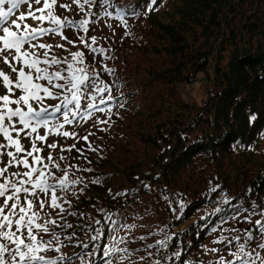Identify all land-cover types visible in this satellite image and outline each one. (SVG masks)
Wrapping results in <instances>:
<instances>
[{
    "label": "snow or ice",
    "instance_id": "snow-or-ice-1",
    "mask_svg": "<svg viewBox=\"0 0 264 264\" xmlns=\"http://www.w3.org/2000/svg\"><path fill=\"white\" fill-rule=\"evenodd\" d=\"M72 4L77 7L78 15L82 14L80 19L57 14L58 5L71 11ZM72 4L59 3V0H0V63L9 69L5 71L0 67V88L3 89L0 94V264H75V260L80 264H98L96 257L102 264H141L162 250L167 252L173 240L176 244L170 254L163 259H154L152 264H205L203 260L191 258L189 249L192 245L190 242L187 246L183 244L182 233H169L163 228L159 233L162 238L147 245V249L155 248L156 253L148 251L147 257L137 256L141 249H129L126 246L129 241L119 235L121 229L130 231L135 225L121 224L119 213L98 209L107 223L90 215L87 217L90 224L68 223V216L84 218L85 214L71 211L72 201L67 197L71 195L78 199L89 183L102 185L103 177L89 179L77 175L95 170L71 163L64 153L75 150L78 157L90 165L92 161L85 153L95 152L103 158V149L89 140L94 132L80 136L66 126L93 120L96 130L105 132L107 128L101 126H111L113 108L124 107L123 102L112 95L113 88L119 90L121 87L119 78L111 82L102 78V73L112 77L116 72L107 63L112 59L110 49L101 45L96 36L89 37L88 32L99 22L98 18H114L127 28V17L138 18L141 13L137 9L141 7L144 14L154 11L157 0H147L144 4L138 0L135 5L124 7H118L113 0H72ZM22 5H27L26 11H19ZM109 9H113L115 15ZM29 19L35 26L27 23ZM66 30L77 34L79 45L77 41L69 40ZM57 36L77 50L71 51L64 43L44 42L45 37ZM55 49H62L67 55L58 56ZM86 53L93 57L92 64L88 63ZM97 56L101 58L100 67L95 66ZM49 100L57 103L49 104ZM97 113L106 118L101 119ZM256 119L253 114L249 122L254 123ZM260 135L264 138V132ZM49 137L73 139L75 143L67 146L58 140L49 143ZM23 140H27L30 147H25ZM81 140L87 147H76ZM45 149L48 150L46 156L43 154ZM57 149L59 154L54 155ZM219 188L215 185L210 191L215 193ZM108 191L113 199L128 194L118 192L113 195L111 189ZM252 192V188L247 190L249 195ZM163 198L168 200L167 195ZM232 199L235 198L221 197L220 203L231 205L234 211L230 216L222 217L207 233H218L211 241L214 246L200 244L197 247L203 255L212 254L213 258L207 264H264V204L252 200L249 207H245L241 198L232 205ZM177 203L179 212L174 218L180 219L187 205L182 199ZM172 211L176 213L177 209ZM221 211L220 207L214 210L215 213ZM114 216L117 218L113 219ZM201 219L208 218L202 216ZM229 221H236L241 226L247 223L249 227L224 229L223 224ZM93 225L100 227L93 228ZM75 227L85 231L88 241L99 242L106 238L107 242L103 248L99 243L90 248L88 242L78 240L75 231L68 233V229ZM207 227V223L200 225L199 230ZM74 239L77 240L75 247L81 248L74 254L75 260L61 251L68 246L65 241L71 243ZM49 252L58 255L48 256ZM133 256H136L135 260Z\"/></svg>",
    "mask_w": 264,
    "mask_h": 264
},
{
    "label": "rangeland",
    "instance_id": "rangeland-1",
    "mask_svg": "<svg viewBox=\"0 0 264 264\" xmlns=\"http://www.w3.org/2000/svg\"><path fill=\"white\" fill-rule=\"evenodd\" d=\"M138 0H122V3L126 6L135 5ZM59 3L72 4V0H59ZM33 7H37L34 5ZM27 5H22L19 11H26ZM141 13V12H140ZM57 14L61 16H69L75 19H80L81 15H78L77 7L72 4L71 11H65L57 6ZM19 15V12L16 13ZM13 19L15 17H12ZM99 22L91 26L88 36H96L99 43L105 48L110 49L109 55L111 60L107 61L110 67L116 69L115 75L109 77L107 74L102 73V78L108 82L119 78V84L121 87L119 90L113 88L112 95L117 97L119 95L124 96V99H119L123 102L124 107L113 108V113L109 125H102L101 127L107 128L105 132H98L94 127V121L90 120L87 123L77 126H66L68 130L78 132L80 136L86 135L88 132H94L95 135L90 136L89 140L92 141L94 146H99L103 149L102 156L95 152H86L85 155L92 161L90 165L86 164L83 159L78 157V153L73 150L71 153L65 152L64 155L69 156L70 162L73 164H79L81 167H91L95 171L92 173H77V175H84L91 179L94 176H102L104 194L99 193L91 189V183L85 188L84 193L79 195L76 199L69 195L67 198L72 201L71 211L78 213H84V218L79 216H68V223L73 225H86L91 221L87 218L89 215L95 219L102 220L103 223H107L103 220L98 209H105L109 213H119V221L121 224H134L135 228L129 230L121 229L119 235L124 236L129 242L126 245L129 249H141L137 253V256L143 255L147 257V252L151 251L156 253V249H147V245L154 244L157 239L162 238L159 234L160 229H165L166 232L176 233L179 229H184L190 224L197 223L202 220V216L208 217L213 215L215 208L222 207L226 204H221V197L227 195L229 198H234L236 192L240 190L243 183L250 181L254 177L259 169L264 168V138L261 148L257 151V165L249 166L248 174L245 172L234 173L232 172L233 156H226L224 159L217 158L218 161H213L211 157L200 152L195 156L193 160V166L189 169L181 171L179 175L172 176L171 171L167 174L160 175V158L165 151L172 147V138L169 137V143L158 139V144L154 145L151 138L157 136L160 137L158 126L160 124H166L171 126L168 121L188 120L190 115H195L199 106H203L208 100L209 96L214 90V83L212 78H208V75L202 73L194 76L191 71L186 70L183 75L189 78V82L185 83H168L167 80H159L155 77V74L164 73L166 70L173 67L175 61L171 59L165 53H160L161 47L166 45L158 39L159 35L155 28L151 27L147 22L144 14L141 13L138 18L131 16L127 17L128 27L125 28L121 25L120 21L114 18H98ZM27 23L33 24L32 20H28ZM108 25H111L109 27ZM130 32V35L126 33ZM65 35L69 40L79 41L77 34L71 30H66ZM193 42V38L191 39ZM44 42L50 44L64 43L66 47L71 51H76L77 48L65 41L60 37H45ZM80 47H83L80 45ZM159 51V54L157 53ZM58 56H65L62 49H55ZM87 55V53H86ZM87 61L92 64L93 57L87 55ZM101 58L96 57L95 66L100 67ZM224 64V63H223ZM0 67H4L5 71H9L2 63ZM213 69V68H212ZM207 76V77H206ZM0 94H3V89L0 88ZM49 104H55L57 101H48ZM184 104L189 106L186 112L184 110ZM118 113V115L116 114ZM183 113V114H182ZM101 119L106 117L102 113H97ZM180 116L179 118H177ZM59 117V114H57ZM95 119V118H94ZM176 120V121H177ZM159 124V125H158ZM194 132H190L189 129L182 134V138H189V142H198L201 137V132L198 126L195 127ZM43 134V130H41ZM167 137V134H165ZM54 140H58L61 145H71L75 143L73 139L65 140L62 137H49V143ZM25 147H30L27 140L22 141ZM188 142V141H186ZM77 148L87 147L85 142L81 140L76 144ZM48 150L45 149L43 153L47 155ZM202 153V154H201ZM54 155L59 154V149L56 150ZM201 155V156H200ZM231 158V159H230ZM237 160V157L235 158ZM262 164V165H261ZM259 169H257V166ZM222 167V168H221ZM134 168V169H133ZM256 169V170H255ZM132 171H136L138 176L141 177L140 181H130L129 174ZM232 174L229 184L234 186H224V175ZM57 175H60L57 172ZM167 175V176H166ZM211 182V183H210ZM95 185V184H94ZM149 185V187H145ZM219 185L223 188L216 195L217 201L212 206L205 205L199 208L196 213L189 219V221L182 222L180 226H174V223L180 220L186 212L187 207L194 201L203 198L207 194L212 193L210 188L212 186ZM224 186V187H223ZM219 188V189H220ZM225 188V189H224ZM108 189L112 190V194L118 192H127L126 196H119L116 199L112 198ZM218 189V190H219ZM217 190V191H218ZM163 195L168 196V200L163 198ZM183 200L187 207L184 210V214L180 219H175V215L179 212L178 201ZM233 200V199H232ZM254 200L252 198L250 201ZM240 199L238 200V202ZM244 202L245 207H249ZM259 204H264V195L259 201L255 199ZM237 202V203H238ZM76 206H81L79 210ZM67 207V205H65ZM177 209L174 213L172 209ZM55 215V212L52 213ZM117 217H113L116 219ZM257 217H254V219ZM218 224V223H217ZM100 227V225H93V228ZM110 227V226H109ZM229 227H249L247 223L242 226L236 221H229L223 224L224 229ZM58 232V229H56ZM68 233L72 231L76 232L78 240L87 241L88 237L85 231L79 227L74 229H68ZM255 231V229L253 230ZM93 233H89L92 235ZM228 234V233H225ZM107 235V234H106ZM218 235V233H212L207 236V239L203 244H207L209 247H213L211 241ZM140 237H146L141 240ZM48 237H45L47 239ZM63 238V235H62ZM190 238L184 239L183 244H187ZM77 240L74 239L71 243L65 241L68 244L67 247H63L61 251L67 256L73 257L75 260V253L81 251V248L75 247ZM88 242L90 248L99 242ZM104 247L107 242L106 238L102 241ZM176 241H173L172 246L165 251H160L159 254L153 255V257L147 258L141 264H152L154 259H163V257L174 249ZM124 246V245H122ZM218 246V245H216ZM253 246H255L253 244ZM147 249V251H145ZM85 249L84 251H88ZM190 256L194 251H190ZM48 256L58 255L55 252L47 253ZM98 258V257H96ZM212 254L203 255L200 260L207 261L212 259ZM136 256H133V260ZM75 264H80V261L75 260ZM102 264V262L100 263ZM115 264V262H114Z\"/></svg>",
    "mask_w": 264,
    "mask_h": 264
},
{
    "label": "trees",
    "instance_id": "trees-1",
    "mask_svg": "<svg viewBox=\"0 0 264 264\" xmlns=\"http://www.w3.org/2000/svg\"><path fill=\"white\" fill-rule=\"evenodd\" d=\"M113 2L118 7L126 6L122 0ZM139 2L144 4L147 0ZM109 10L114 12L113 9ZM137 10L144 14L142 7ZM144 17L157 30L158 39L166 42L160 53L175 61L172 68L155 74L157 79L187 84L190 80L183 75L186 70L194 76L199 73L208 75L212 71L208 78H212L214 83L212 94L203 106L198 107L194 116L190 115L186 121L170 119L169 127L158 124L160 137L151 138L154 145L158 144V139L169 143V137L172 138V147L160 158L162 172L159 174L165 175L171 171L172 176L179 175L193 166V160L200 152L216 162L217 158L233 156L232 172L242 173L246 170L248 174L249 166L258 163L257 151L263 142L260 133L264 132V0H157L156 9L144 14ZM123 97L117 96L118 101ZM188 107L184 104L183 112ZM253 114L257 119L250 123L249 117ZM196 126L201 132L198 142H189L188 137L182 138L183 132L190 128L192 133ZM218 163L222 165V162ZM231 176L224 175V186H234L229 184ZM129 177L137 186L136 183L141 182L143 176L132 171ZM249 188L253 189L251 195L247 194ZM91 189L102 194L106 192L102 185L93 184ZM220 191L223 188L190 204L185 215L174 226L189 221L202 206H212ZM236 193L232 205L241 198L246 204L252 198L259 201L264 195V168L259 169L250 181L243 183ZM76 207L81 209V206ZM221 208L220 213L209 215L207 220H200L176 232L183 234L182 241L190 238L192 247L189 253L194 251L193 260L202 258L203 254L197 246L207 239L209 229L234 211L229 204ZM206 223L208 227L200 231L199 226ZM102 241L100 246L103 248ZM96 260L98 264L101 263L99 257Z\"/></svg>",
    "mask_w": 264,
    "mask_h": 264
},
{
    "label": "bare ground",
    "instance_id": "bare-ground-1",
    "mask_svg": "<svg viewBox=\"0 0 264 264\" xmlns=\"http://www.w3.org/2000/svg\"><path fill=\"white\" fill-rule=\"evenodd\" d=\"M62 230L61 229H58V232H61Z\"/></svg>",
    "mask_w": 264,
    "mask_h": 264
}]
</instances>
